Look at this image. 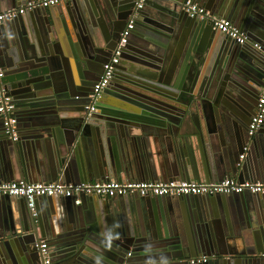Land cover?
Wrapping results in <instances>:
<instances>
[{
  "label": "water",
  "instance_id": "1",
  "mask_svg": "<svg viewBox=\"0 0 264 264\" xmlns=\"http://www.w3.org/2000/svg\"><path fill=\"white\" fill-rule=\"evenodd\" d=\"M136 1L72 0L58 15L52 7L37 8L29 18L25 13L3 21H10L3 37V82L22 131L17 140L9 138L0 116V182L264 179V149L257 159H240L252 106L264 86V0L205 2L258 40L261 50L238 43L210 19L190 16L182 8L186 0H162L169 16L148 13L146 0L111 83L86 117L88 96ZM193 1L202 6V0ZM156 114L161 121L153 120ZM210 114L225 131L221 147ZM133 116L140 132L126 126ZM154 126L166 130L160 150L151 145ZM256 133H264V124ZM33 151L44 158L37 171ZM42 197L49 199L43 212L36 202L32 210L24 197L0 196V264L5 250L11 264H43L37 244L44 239L54 247L52 262L92 264L88 245L113 221L119 235L104 252V264H144L146 241L166 253L169 264H193L190 259L201 255L210 259L199 264H264V194L85 195L91 204L56 196L60 228L52 196Z\"/></svg>",
  "mask_w": 264,
  "mask_h": 264
},
{
  "label": "built area",
  "instance_id": "2",
  "mask_svg": "<svg viewBox=\"0 0 264 264\" xmlns=\"http://www.w3.org/2000/svg\"><path fill=\"white\" fill-rule=\"evenodd\" d=\"M72 0H27L17 7H12L0 12V23L6 19L17 18L37 8L56 7ZM146 0H137L130 14L129 20L121 32V37L112 56L104 64L100 78L93 86L89 94L90 102L86 105V117L96 110V105L102 97L104 88L107 87L113 77L116 65L119 62L123 47L128 43L135 26L140 9ZM182 8L190 16L200 19H210L214 28L234 38L240 44H249L255 49L261 50L262 44L254 40L247 32L239 28L232 20L214 15L207 8L199 5L193 0L182 2ZM5 68L0 62V116L3 120L5 134L14 141L19 138L18 117L16 106L12 95L3 82ZM264 123V86L260 89L256 112L248 125V136L250 139L256 134ZM249 143L243 147L240 159L243 160L248 152ZM259 193L264 194V179L240 180L234 176H227L222 180L213 182H200L197 180H170V181H118V180H95L79 183H68L64 181L54 182H29L25 179L8 180L0 182V196L11 195L24 197L28 206L34 210L36 199L42 196L74 197L76 203H80L85 195H100L102 197L124 196L127 194H139L140 196H184V195H216L232 193ZM43 258V264H52L49 245L47 241L41 240L37 244ZM208 255L196 256L190 259L193 264L206 263Z\"/></svg>",
  "mask_w": 264,
  "mask_h": 264
},
{
  "label": "crops",
  "instance_id": "3",
  "mask_svg": "<svg viewBox=\"0 0 264 264\" xmlns=\"http://www.w3.org/2000/svg\"><path fill=\"white\" fill-rule=\"evenodd\" d=\"M25 1H27V0H16L15 2H7L4 6H1L0 5V12H2V11H5L6 9H10V8H12V7H17V6H19V5H21L22 3H24ZM195 2V1H194ZM206 0H202V6L203 7H205V8H207L208 10H210L214 15H217V16H219V17H223V18H226V17H224V16H221V15H219L216 11H218V10H211L210 8H208L207 6H206ZM165 2H162V0H148V2L146 3V11L148 12V13H153V12H163L164 11V13L167 15V16H169V12L168 11H165L164 9H166V8H168L165 4H164ZM196 3H198V2H196ZM66 6V4L64 3V4H61V5H58V6H56V7H52V12L54 13V14H59L58 13V11H60V9L62 8V7H65ZM49 12V11H48ZM33 12H31V11H29L28 13H26L24 16H23V18H29V17H31V16H33ZM139 17V16H138ZM140 18H144V16H143V14H141L140 15ZM229 19V18H228ZM231 20V19H230ZM10 21H5V22H2V23H0V62H1V65L3 66H5V61L3 60V58H2V56H3V53H2V49H3V37L4 38H6V31L8 32V30H7V28H9V27H7V26H10L9 23ZM258 41V40H257ZM264 56V55H263ZM120 75H122V73L120 74ZM114 92H116L119 88L118 87H112L111 88ZM109 96V98L110 99H115V97L114 96H111V95H108ZM118 98V97H117ZM116 98V99H117ZM124 103H128V104H131V103H129V101H127V100H125L124 101ZM64 106V105H63ZM137 106L135 105L134 107H132L133 109H135ZM78 110V109H77ZM66 111H69V110H66ZM16 115H17V117H18V119L20 118V120H21V117H20V112H18V110L16 109ZM62 115L64 114V107H62V110H60L59 111ZM72 112H75V111H72ZM71 114H73V113H71ZM156 115H158V116H154V119L153 120H155V121H161L160 119H161V116H160V114H156ZM204 114H201L200 115V118H202L203 120H204V122H206V119H205V116H203ZM54 119L55 121H60V117H58V115H56V114H54V113H52V115H51V119ZM190 118V117H189ZM188 118V119H189ZM136 120H137V118H135L134 116L133 117H130V120L129 121H127L126 120V126H130V124H132V129L134 128V130L136 131V132H140V129H139V127L137 126V124H136ZM175 120L177 121V117L175 118ZM207 120H209L210 122L209 123H211V126L212 127H214L215 128V130L217 131L218 130V133H216V135L217 136H219V138H220V141H219V147H221L222 146V141H221V138L222 139H225L226 140V134H225V131H224V129H223V126H220V122L218 123L213 117H212V115L210 114V116H208V119ZM220 121V120H219ZM18 122H19V120H18ZM188 123H189V128H188V130L189 129H193V127H194V125H193V122L191 121V123L189 122V120H188ZM156 124V123H155ZM191 124V125H190ZM222 125V124H221ZM18 130H19V133H21V131H22V129H21V126H19V123H18ZM227 130V129H226ZM190 131V130H189ZM166 132V130H161V128H157L156 126H154L153 128H152V131H151V134H152V136L155 138V140H153V141H151V145L153 146V148L154 149H159V148H161V146H159L160 145V143H161V141L163 140V139H161L162 138V136H164V133ZM167 132H169V131H167ZM170 133V132H169ZM249 143V145H250V147H249V149H248V152H247V154H249L251 157H252V159H257L258 158V156L261 154H263V149H264V133H261V135L260 134H258V133H256L253 137H252V139H250L249 138V136L245 139V141H244V143L242 144V146H240V150H241V152L243 151V147L246 145V144H248ZM30 148H27V150H29ZM160 150V149H159ZM155 151H157V150H155ZM219 152V151H218ZM44 158H43V156L40 154V153H38V154H36V152L35 151H33V154H31V157H30V160H33V162L31 163L33 166H34V168H35V170L37 171L38 169L40 170V168H41V166H42V164H43V160ZM157 159V158H156ZM161 159L162 160H164L163 159V154H161ZM109 180H118V179H109ZM144 180H146V179H138V178H129V180H123V181H144ZM175 180V179H174ZM176 180H189V179H176ZM190 180H195V179H190ZM249 180V179H248ZM29 182H45V181H42V180H38V181H32V180H28ZM118 181H121V180H118ZM154 181H156V180H154ZM158 181H161V180H158ZM213 181H217V180H209V181H206V180H203L202 182H213ZM82 182H85V181H82ZM131 197L130 198H133L134 196L133 195H130ZM45 197H39V198H37L36 199V205L38 206V208L40 209V211L41 212H43V210H45V207L49 204V199H44ZM58 198L59 197H56V196H54V197H52V200L54 201V203H55V208L57 209L56 210V212L57 211H59L60 212V214H58V212L55 214V217H56V219H55V221H56V226H57V228H60V223H61V221L59 220V218H58V216H61V209H62V204H61V202L60 201H58L57 202V200H58ZM60 200V199H59ZM82 200H84V204L85 203H90L91 204V199H90V197H83L82 198ZM57 202V203H56ZM105 217H107V214H105ZM63 222V221H62ZM45 241H47V243H48V245H49V251H50V256H52L53 257V255H54V252H55V250H54V247H52L51 246V243L49 242V240L48 239H44ZM4 254H6V255H9L8 254V252H7V250H5V253ZM6 255H3V256H5V257H3V264H11V260H9L10 259V257L11 256H6ZM211 261V260H210ZM61 262H58L57 260H53V262H52V264H60Z\"/></svg>",
  "mask_w": 264,
  "mask_h": 264
},
{
  "label": "clouds",
  "instance_id": "4",
  "mask_svg": "<svg viewBox=\"0 0 264 264\" xmlns=\"http://www.w3.org/2000/svg\"><path fill=\"white\" fill-rule=\"evenodd\" d=\"M119 227L117 221L103 229L96 243H90L89 248L93 250L91 255L92 264H104V252L110 249L111 242L118 238L119 233L116 229ZM141 255L144 258V264H169V257L163 251H157L152 242L146 241L142 245Z\"/></svg>",
  "mask_w": 264,
  "mask_h": 264
},
{
  "label": "flooded vegetation",
  "instance_id": "5",
  "mask_svg": "<svg viewBox=\"0 0 264 264\" xmlns=\"http://www.w3.org/2000/svg\"><path fill=\"white\" fill-rule=\"evenodd\" d=\"M101 68V67H100ZM116 70V69H115ZM114 73H115V71H114ZM113 76H114V74H113ZM112 80V79H111ZM110 83H111V81H110ZM252 111L253 112H256V102L254 103V105L252 106ZM264 124V123H263ZM188 210H189V208L188 207H185L184 208V211L185 212H187L188 213Z\"/></svg>",
  "mask_w": 264,
  "mask_h": 264
}]
</instances>
